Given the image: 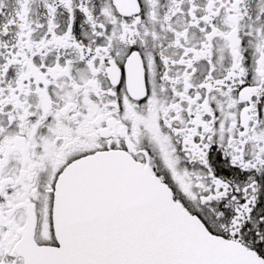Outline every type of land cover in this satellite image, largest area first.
I'll list each match as a JSON object with an SVG mask.
<instances>
[{
    "label": "snow or ice",
    "instance_id": "6c2138e0",
    "mask_svg": "<svg viewBox=\"0 0 264 264\" xmlns=\"http://www.w3.org/2000/svg\"><path fill=\"white\" fill-rule=\"evenodd\" d=\"M0 264H264V0H0Z\"/></svg>",
    "mask_w": 264,
    "mask_h": 264
}]
</instances>
